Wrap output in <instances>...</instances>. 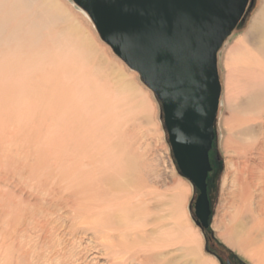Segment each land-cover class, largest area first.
Listing matches in <instances>:
<instances>
[{
  "label": "rangeland",
  "instance_id": "rangeland-1",
  "mask_svg": "<svg viewBox=\"0 0 264 264\" xmlns=\"http://www.w3.org/2000/svg\"><path fill=\"white\" fill-rule=\"evenodd\" d=\"M56 1L91 54L58 26H37L23 1L0 0V264H264V97L242 104L264 90V71L253 68L264 57L247 35L262 0L249 1L219 51L203 230L198 191L179 173L155 95L82 8ZM127 172L141 176L128 203L110 189L70 198L77 183ZM67 197L91 206L85 217Z\"/></svg>",
  "mask_w": 264,
  "mask_h": 264
},
{
  "label": "water",
  "instance_id": "water-1",
  "mask_svg": "<svg viewBox=\"0 0 264 264\" xmlns=\"http://www.w3.org/2000/svg\"><path fill=\"white\" fill-rule=\"evenodd\" d=\"M72 1L161 103L179 173L198 191L195 221L207 228L206 179L221 95L217 53L249 0Z\"/></svg>",
  "mask_w": 264,
  "mask_h": 264
},
{
  "label": "bare ground",
  "instance_id": "bare-ground-1",
  "mask_svg": "<svg viewBox=\"0 0 264 264\" xmlns=\"http://www.w3.org/2000/svg\"><path fill=\"white\" fill-rule=\"evenodd\" d=\"M15 1L19 2L20 0H15ZM21 1H23V3H25V6H26L24 11L30 9V7H31V10L33 13L32 19L38 21L36 23L37 26H41V27H47V26L49 27L52 25L58 26V29H57L58 35L70 36L71 39H69V40L72 42V44L77 43L81 46L84 45L86 47L85 52L84 51L81 52L82 53L81 55L86 54V52L91 54L94 51L93 45L91 44V42L89 41L87 36L84 34H81L78 26L75 25V23H73L70 20V17L67 14L66 10L58 1H56V0H35L34 2H33V0H31V1L30 0H21ZM249 1H248V4H249ZM248 4H247V6H248ZM247 6H246V8H247ZM246 8H245V11H246ZM13 10H14V8L11 6L9 8V12H8L12 16H13V14H15V13H13L15 10L14 11ZM245 11H244V14H245ZM8 13H7V15H8ZM243 15H242V18H243ZM242 18H241V20H242ZM241 20L238 23H240ZM235 27H237V25ZM232 31L228 34V36L226 37V39L224 40L222 45L225 43V41L227 40L229 35L232 33ZM247 35H248V39H250V42H252L254 45V52L252 55L253 56L259 55L260 57H264V0H262V4H261L260 9L258 10L256 15L251 20L249 32ZM222 45H221V47H222ZM221 47H220V49H221ZM220 49L218 50V53H217V68H218V55H219ZM83 57H84V55H83ZM254 61H255V59H253L252 62H254ZM253 68L255 71L259 70V71L263 72L264 71V63L260 64L259 66L255 65L253 63ZM218 75H219V68H218ZM140 79H141V77H140ZM219 80H220V75H219ZM220 84H221V80H220ZM115 86L117 89H126L128 87L126 82H124L120 85H115ZM250 97L252 100L250 99L249 101H247L248 103H245V101L242 103L244 105V109H249V108L252 109V108L256 107V104H258V102H262V99L264 97V90L254 91L251 93ZM220 98H221V95H220ZM156 99H157V97H156ZM157 101H158V99H157ZM219 104H220V99H219ZM160 105H161V103H160ZM160 111L162 112V106H161ZM217 113H218V111H217ZM160 120L162 121V117ZM215 120H216V118H215ZM163 123H164V119H163ZM214 125H215V121H214ZM166 132H167V130H166ZM244 132L249 133V129H245ZM169 145H170V143H169ZM135 176H136V173H135ZM135 176L132 172L131 173L127 172V173H123L122 175H119V176L107 178L104 181H102L101 183L99 182L98 184L97 183L92 184V182L85 180L83 183H77L79 186L82 185V187H81L80 191H79V189H76L79 192L74 190L76 193L73 191V193H71L73 195H71L70 198L72 197L71 199H73V198L79 199V198H83L84 196L86 198V197L92 196L97 191H103V190L105 191V189H106L105 192H107V190L110 189V190H112V193H118L119 195L124 194L125 196L124 195L119 196L120 200L122 201V203H128L129 201L132 200V198H134L135 196H137V194H139L140 188L138 189L136 187L137 188V191H136V189L134 187V192L132 191L133 189L131 190V186L132 187L135 186L134 184H136V182L138 184L140 181L141 176L139 174H137V177H135ZM75 195H77V196H75ZM65 199L68 202V206L71 207L74 210V212H77V216H80L79 218L85 217L86 216L85 213L88 212L91 208L90 205H80V204H77L73 200H70V199L68 200V197ZM232 234H233V236H236L238 234H241V232L238 233L237 230H235L233 227Z\"/></svg>",
  "mask_w": 264,
  "mask_h": 264
},
{
  "label": "trees",
  "instance_id": "trees-1",
  "mask_svg": "<svg viewBox=\"0 0 264 264\" xmlns=\"http://www.w3.org/2000/svg\"><path fill=\"white\" fill-rule=\"evenodd\" d=\"M245 15V14H244ZM244 15H243V17H244ZM213 144V143H212ZM208 248V247H207ZM218 258H219V260H221L222 261V259L218 256ZM241 264H245V263H243V262H240Z\"/></svg>",
  "mask_w": 264,
  "mask_h": 264
}]
</instances>
